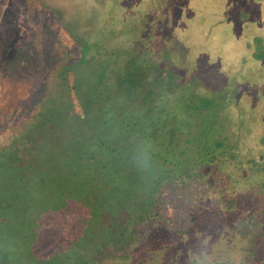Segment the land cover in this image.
Masks as SVG:
<instances>
[{
    "label": "trees",
    "instance_id": "16d2710c",
    "mask_svg": "<svg viewBox=\"0 0 264 264\" xmlns=\"http://www.w3.org/2000/svg\"><path fill=\"white\" fill-rule=\"evenodd\" d=\"M169 12L164 53L186 67L179 80L174 69H159L161 58L140 53L139 42V53L112 51L101 32L79 37L65 27L77 59L55 61L28 95L3 87L0 264H199L201 253L208 264H264V250L253 248L264 245L256 209L264 202V87L248 84L263 74L246 69L264 54L253 57L244 34L248 58L239 66L237 57L209 55L201 38L178 35ZM90 33L95 38L81 40ZM239 73L250 90L224 98V80ZM0 78L8 83L10 73ZM140 140L155 150L151 176L130 163ZM217 180L213 200L211 191L196 193L203 212L189 225L168 217L164 192L177 185L192 192L193 183L215 189ZM234 191L239 198L227 201Z\"/></svg>",
    "mask_w": 264,
    "mask_h": 264
},
{
    "label": "rangeland",
    "instance_id": "374dc122",
    "mask_svg": "<svg viewBox=\"0 0 264 264\" xmlns=\"http://www.w3.org/2000/svg\"><path fill=\"white\" fill-rule=\"evenodd\" d=\"M152 1L0 0V72L10 73L8 83L0 78V97L5 88L13 89L15 97H20V94L23 96L26 92L28 95L30 90H39L47 70L54 67L55 61H59L66 55L72 60L79 57V49L75 41L69 37L65 27L79 37L89 28L91 32L94 31L93 33L101 32L100 38L105 42L104 46L112 48V51H115L117 47H123L122 52L139 53L137 50L140 49V53L142 52L147 57L153 58L156 55L161 58L159 69H174L173 76L179 80L182 75L186 74V67L180 65L179 58L170 57L169 53H164V35L166 27L167 29L170 27V9L174 13L175 30L178 35L184 37L186 34L192 39L201 38L205 41L204 50L209 55L219 53L228 57H237V66H239L240 59L248 58L246 41L251 44L253 57L264 54V0H155V3ZM117 2H119L118 16L121 17L120 21H124L120 26L118 22H114L117 14L113 5ZM97 12L101 15L97 16ZM136 13L137 18L134 20ZM133 20L136 24L130 29L123 27ZM114 26L116 29L120 28L125 31L118 34L119 31L115 30L118 32L113 35L102 32L103 29L113 30ZM244 34L247 36L246 41L242 37ZM90 38H95V34L90 33L88 37L83 36L81 40L89 41ZM256 39L260 41L257 42ZM133 43H138L140 47L137 44V48L139 49L135 50ZM94 46V49L98 47L97 44ZM232 60H235L233 61L235 64L236 59ZM9 61V64L1 66L2 62L8 63ZM247 66L248 70L262 72L264 77V63L248 59ZM238 77L240 78V73L224 80L226 81L224 98L232 99L237 94V90H250L251 86L246 83L241 84ZM263 77L250 79L248 84L264 87V80H260L262 83L258 81ZM209 84L208 87H215ZM221 87L218 86V89L220 90ZM32 95L36 96L37 93L32 92L30 96ZM27 102L28 100L22 102L24 109L28 107ZM208 117L212 119L211 115ZM7 125L10 123L7 122ZM5 129V126L0 124V138L7 134V129ZM258 136L262 139L264 131H259ZM214 186L215 189H208L211 188L210 183L206 187L193 183L192 192L178 185L171 187L163 193L164 201L170 209V212H167L168 217L179 219V226L189 225L192 215H199L203 212L200 202H197L196 193L211 191L212 196L210 195L211 198L207 200L208 203L216 197V190L222 188L218 180L217 187ZM228 194L227 201L239 198L237 192ZM249 198L255 202L258 200V197L252 194ZM196 202L198 207H195ZM259 205L256 207L257 213L264 214V202ZM253 248L261 251L264 250V245L263 247L253 246Z\"/></svg>",
    "mask_w": 264,
    "mask_h": 264
},
{
    "label": "clouds",
    "instance_id": "9594fccd",
    "mask_svg": "<svg viewBox=\"0 0 264 264\" xmlns=\"http://www.w3.org/2000/svg\"><path fill=\"white\" fill-rule=\"evenodd\" d=\"M130 163L137 171L145 176H151L155 171V150L151 143L145 140L133 142L130 153ZM209 258L201 253L199 264H208Z\"/></svg>",
    "mask_w": 264,
    "mask_h": 264
}]
</instances>
